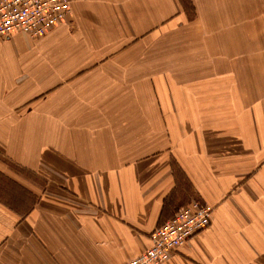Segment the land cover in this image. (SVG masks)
Segmentation results:
<instances>
[{
	"label": "crops",
	"instance_id": "1",
	"mask_svg": "<svg viewBox=\"0 0 264 264\" xmlns=\"http://www.w3.org/2000/svg\"><path fill=\"white\" fill-rule=\"evenodd\" d=\"M70 1L0 38V264H126L194 200L211 224L167 264H264L256 36L223 4Z\"/></svg>",
	"mask_w": 264,
	"mask_h": 264
},
{
	"label": "built area",
	"instance_id": "2",
	"mask_svg": "<svg viewBox=\"0 0 264 264\" xmlns=\"http://www.w3.org/2000/svg\"><path fill=\"white\" fill-rule=\"evenodd\" d=\"M71 13L70 0H0V38L46 35ZM213 209L198 201L176 211L150 235L149 248L126 264H167L171 253L211 224Z\"/></svg>",
	"mask_w": 264,
	"mask_h": 264
},
{
	"label": "rangeland",
	"instance_id": "3",
	"mask_svg": "<svg viewBox=\"0 0 264 264\" xmlns=\"http://www.w3.org/2000/svg\"><path fill=\"white\" fill-rule=\"evenodd\" d=\"M183 4V12L187 19L195 17V3H205L209 10H213L218 15L217 10L220 11L223 7L231 8L230 11L237 13V17L241 19L240 25H244V32L255 35V43L250 38V44L255 47L251 48V54L254 52L256 58V67L262 66L264 68V0H178ZM229 3V4H227ZM215 5V6H214ZM205 11V9H204ZM209 11V12H211ZM208 12V13H209ZM242 29V27L240 28ZM35 40V39H33Z\"/></svg>",
	"mask_w": 264,
	"mask_h": 264
}]
</instances>
